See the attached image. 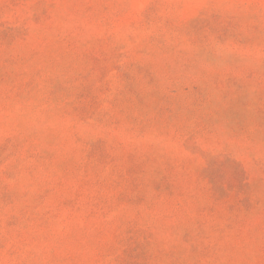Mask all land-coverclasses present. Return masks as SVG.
<instances>
[{"label":"rangeland","instance_id":"rangeland-1","mask_svg":"<svg viewBox=\"0 0 264 264\" xmlns=\"http://www.w3.org/2000/svg\"><path fill=\"white\" fill-rule=\"evenodd\" d=\"M0 264H264V0H0Z\"/></svg>","mask_w":264,"mask_h":264}]
</instances>
